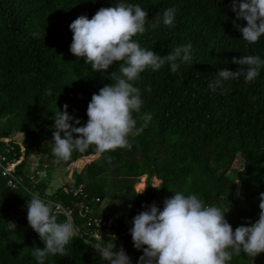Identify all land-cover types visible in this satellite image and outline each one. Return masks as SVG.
<instances>
[{"label": "trees", "instance_id": "trees-1", "mask_svg": "<svg viewBox=\"0 0 264 264\" xmlns=\"http://www.w3.org/2000/svg\"><path fill=\"white\" fill-rule=\"evenodd\" d=\"M121 2L138 4L148 12L146 31L133 37L135 42L162 56L191 43L192 63L181 64L176 73L167 64L158 71L146 69L133 82L143 101L140 113H133L137 127L143 123L141 115L150 113L152 119L141 134L129 137L131 150L98 157L90 147L56 164L55 113L67 105L69 115L79 119L80 126L86 124L92 95L111 83V72L119 74L122 63L103 75L93 72L84 59L70 53L69 25L81 15L91 19L100 8ZM231 4L232 0H0V140L9 138L14 146L9 161L18 160L23 147L15 173L25 189L7 187L0 176V264H37L32 248L44 244L27 221L26 205L33 192L45 201L72 206L80 201L72 196L73 189L82 185L99 199L98 214L114 222L100 231L102 238L115 236L113 243L135 261L143 253L133 247L132 219L145 204L155 202L162 210L164 200L176 192L197 194L206 205L229 209L225 218L233 230L258 219L259 196L264 193V67L254 82L245 83L243 76L226 82V93L208 86L220 69L238 70L231 63L234 57L258 55L264 60V36L247 44L233 26V21L241 26L246 21L236 19ZM168 8L176 9L174 27L161 23L152 29V19L162 17ZM14 134L34 144L45 170L73 172L70 184L47 194L46 179L35 181L36 173L24 172L26 149ZM4 147L0 141V151ZM237 159L242 166L233 180L229 175ZM142 176L148 184L138 195L134 186ZM75 214L86 231L84 219ZM7 222H14L16 229L10 230ZM86 239L96 242L89 234ZM66 251L67 256H49L45 264H105L77 237ZM228 264H264V253L255 258L233 255Z\"/></svg>", "mask_w": 264, "mask_h": 264}, {"label": "clouds", "instance_id": "clouds-1", "mask_svg": "<svg viewBox=\"0 0 264 264\" xmlns=\"http://www.w3.org/2000/svg\"><path fill=\"white\" fill-rule=\"evenodd\" d=\"M231 10L237 20L246 21V26L233 21L242 39L249 45L257 43L264 36V0H232ZM175 13V8H168L162 17L157 14L150 27L156 29L161 23L174 27ZM147 17L148 12L140 5L121 2L100 8L91 19L81 15L69 25L73 33L70 53L84 59L93 72L103 75L114 64L122 63L119 74L111 72V83L92 95L86 124L80 126L81 121L69 115L67 105L55 113L54 163L66 162L73 152L83 153L90 147H94L98 157L117 149L131 150L129 137L141 134L152 119L150 113L141 115L143 123L137 127L133 113H140L143 101L133 82L146 69L158 71L167 64L176 73L181 64L192 63L191 43L176 46L162 56L133 40L137 34L145 33ZM231 63L238 65V70L217 71L208 85L213 92L220 89L226 93L225 83L241 76L245 83L254 82L264 67V60L258 55L234 57ZM142 207L144 211L132 219L129 229L133 247L143 253L138 264H228L233 255L244 253L255 258L264 253V193L259 196L258 219L247 220L235 230L225 218L229 209L222 211L216 205H206L197 194L176 192L164 200L162 210L155 202ZM26 209L28 225L44 244L43 248H32L37 264H45L49 256H67L66 247L77 236L72 220L58 222L51 203L35 192ZM7 226L16 229L14 222H7ZM94 235L96 242L83 243L94 249L105 264H132L124 248L113 243L115 236L104 240L101 232Z\"/></svg>", "mask_w": 264, "mask_h": 264}, {"label": "built area", "instance_id": "built-area-1", "mask_svg": "<svg viewBox=\"0 0 264 264\" xmlns=\"http://www.w3.org/2000/svg\"><path fill=\"white\" fill-rule=\"evenodd\" d=\"M5 147L0 151V176L6 179L7 187L11 189H24V186L21 183V179L16 175L15 168L23 159L24 149L22 148V156L18 160H8V155L13 153L14 146L10 145L9 138H3L0 140ZM15 156V154H13ZM37 174V172H36ZM25 190V189H24ZM65 191V189H63ZM72 196L78 198L80 201L76 205H65L60 201H47L50 202L53 207V214L62 216L63 221L66 219H71L74 225L77 228V238L82 241L87 240L86 236L89 234L95 239L96 233H99L101 230L109 229L114 225L112 219H106L104 216L98 214L96 206L99 203L98 198L91 197L87 192L83 190L82 185H78L73 189ZM78 207V208H76ZM75 209H78L77 211ZM84 219L87 230L83 231L80 226L77 224L76 214ZM113 236V235H112ZM126 253L131 258L132 264H138V261L132 259L131 255L127 250Z\"/></svg>", "mask_w": 264, "mask_h": 264}, {"label": "rangeland", "instance_id": "rangeland-1", "mask_svg": "<svg viewBox=\"0 0 264 264\" xmlns=\"http://www.w3.org/2000/svg\"><path fill=\"white\" fill-rule=\"evenodd\" d=\"M14 135H15L14 138L18 140V142H20L26 149V165L24 168L25 170L24 172L31 174V176L37 172V175L34 177L35 181L46 179L47 181L44 180V183H47V192H46L47 194H51L52 192L55 191V189L59 188L60 186H64V184H70L71 180L73 179V172L66 173L64 170L60 168H50L45 170L43 168V161L41 160V163H39L37 156H35L34 144L28 142L18 134H14ZM40 159H44V158L41 156ZM241 166L242 165L240 160L237 159L232 168V172L229 175L230 179L237 180L236 176L238 172H240ZM147 184H148L147 177L142 176L139 179L138 183L134 186V192L138 195H143L147 187ZM237 187L239 188V183ZM142 188L143 190L141 191Z\"/></svg>", "mask_w": 264, "mask_h": 264}, {"label": "crops", "instance_id": "crops-1", "mask_svg": "<svg viewBox=\"0 0 264 264\" xmlns=\"http://www.w3.org/2000/svg\"><path fill=\"white\" fill-rule=\"evenodd\" d=\"M47 181V180H46Z\"/></svg>", "mask_w": 264, "mask_h": 264}]
</instances>
